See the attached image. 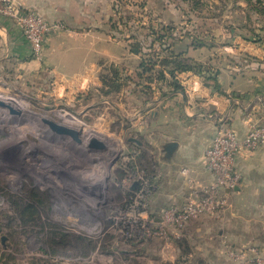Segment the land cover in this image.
I'll list each match as a JSON object with an SVG mask.
<instances>
[{
  "label": "rangeland",
  "instance_id": "1",
  "mask_svg": "<svg viewBox=\"0 0 264 264\" xmlns=\"http://www.w3.org/2000/svg\"><path fill=\"white\" fill-rule=\"evenodd\" d=\"M114 4L117 34L130 45H140L144 55H164V46L155 39L166 35L162 41L168 47L173 34L181 39L176 50L191 45L192 37L212 46L190 51L205 79L226 73L228 63L249 73L251 66L257 71L264 67V0H114ZM239 42L256 46L260 53L232 55ZM49 85L0 79V99L16 101L21 110L12 115L0 106V264H208L193 244L179 245L182 238L177 236L168 248L164 247L168 239L121 237V227L110 220L126 201L118 191V93L105 97L94 85L67 103ZM88 104L96 109L91 120L106 124L105 133H112L103 137L107 147L102 151L57 136L41 122L49 119L94 135L82 115L74 113ZM126 163L125 185L132 169ZM35 191L49 196L48 207L39 210V221L25 224L20 211ZM50 225L86 240L67 243L56 235L54 243Z\"/></svg>",
  "mask_w": 264,
  "mask_h": 264
},
{
  "label": "crops",
  "instance_id": "2",
  "mask_svg": "<svg viewBox=\"0 0 264 264\" xmlns=\"http://www.w3.org/2000/svg\"><path fill=\"white\" fill-rule=\"evenodd\" d=\"M18 1L67 30L50 37L42 64L31 58V45L16 24L0 17V79L22 85L50 84L59 100L69 103L94 85L100 90L101 75L109 65L130 77L118 91V191L123 196L132 189L123 183L127 179L122 164L126 155L135 156L154 184V215L172 205H185L190 196L202 197L203 189L214 182L206 166V151L216 136L218 116L227 115L242 139L253 123L264 126V67L257 71L251 66L249 73L228 63L217 82L192 72L180 73L176 80L181 89L174 87L167 73L164 80H141L137 73L142 54L132 53L127 40L111 28L117 21L114 0ZM230 52L260 53L256 46L241 42ZM95 110L88 104L72 111L82 115L89 133H95L88 138L96 136L105 142L103 137L112 133H105L106 124L91 120ZM238 168L243 179L238 190L225 191L223 215L194 221L177 236L182 238L179 245L193 244L208 264H232L230 248L264 250V145L243 151ZM175 239L171 236L164 247Z\"/></svg>",
  "mask_w": 264,
  "mask_h": 264
},
{
  "label": "built area",
  "instance_id": "3",
  "mask_svg": "<svg viewBox=\"0 0 264 264\" xmlns=\"http://www.w3.org/2000/svg\"><path fill=\"white\" fill-rule=\"evenodd\" d=\"M0 17L14 22L31 45V58L44 64L46 49L52 35L65 32L61 23L45 20L35 9H28L18 0H0ZM216 136L206 151V166L214 176V182L203 189L202 197H192L185 205L164 208L160 215L151 212L154 184L141 168L128 171L129 187L133 189L132 202L110 220L121 227V237L126 241L143 238L169 239L179 236L190 223L203 218H219L226 209L225 191L234 190L242 182L238 157L243 151H255L264 145V126L253 123L242 139L230 125L227 115L217 117ZM135 160L125 156L124 162ZM232 264H264V250L230 248L227 251Z\"/></svg>",
  "mask_w": 264,
  "mask_h": 264
},
{
  "label": "trees",
  "instance_id": "4",
  "mask_svg": "<svg viewBox=\"0 0 264 264\" xmlns=\"http://www.w3.org/2000/svg\"><path fill=\"white\" fill-rule=\"evenodd\" d=\"M198 4V2H196ZM113 22V21H112ZM111 28L113 30L118 31L117 25L115 22L112 23ZM170 30L174 31L175 27H170ZM157 31H153L152 35L158 34ZM166 35H158V37L155 39L160 43L161 46H164L163 54L164 55H144L142 53V48L140 45H130L131 52L135 54H142V60L139 67V72L137 73V77L141 80L148 79L149 82H152L153 77L157 78L158 80H164L166 77V73L169 74V76L173 80V85L176 89H181V86L177 83L176 77L180 73L185 72H192L202 78H204L203 73L201 71L202 65L197 62V60L190 55V51H198L202 48H211L212 46L210 44H207L205 41H199L198 39L192 37L193 42L191 45H187L185 49L183 50H176L177 45L179 46V43L181 42L180 38H177L173 36V34L170 36L172 43H169L168 47H165L166 42L162 41ZM193 48L190 50L189 48ZM220 75H214L212 77L204 78L205 80H211L214 82H217V77ZM131 80L130 77L123 76L122 72L118 67H115L114 65H109L106 68H104V71L101 75V93L103 95H109L112 93H118L127 82ZM137 84H139L137 82ZM128 167L130 168H136L139 167L142 170H144L142 167H140L137 164V160L134 162H127ZM145 171V170H144ZM124 175L126 176V173L124 172ZM149 175V174H148ZM150 176V175H149ZM152 179V178H151ZM1 190V188H0ZM134 191L133 189H129L125 193L126 201L122 204L123 206L128 205L132 202V199L134 197ZM48 195H44L43 193L39 191L31 192L29 194V198L31 202L29 204H25L21 211L20 216L25 224L28 223H35L36 221L40 220L39 210H45L48 207ZM122 197V195H121ZM21 201V200H17ZM15 201V202H17ZM19 203V202H18ZM21 203V202H20ZM53 229L51 232V241L54 243H57L55 240V236H59V239L62 242H85V238L83 237H76L75 235H69L65 233L62 229H58L56 225H50ZM54 236V238L52 237ZM53 238V239H52Z\"/></svg>",
  "mask_w": 264,
  "mask_h": 264
},
{
  "label": "water",
  "instance_id": "5",
  "mask_svg": "<svg viewBox=\"0 0 264 264\" xmlns=\"http://www.w3.org/2000/svg\"><path fill=\"white\" fill-rule=\"evenodd\" d=\"M15 103L16 101L12 99H8V101H4L0 99V106L2 108H6L12 115L20 114L21 112L20 108L15 106ZM41 122H43L45 126L48 127L50 131L55 135L60 136L62 138H70L75 142V144L82 145L88 150L91 151L102 150L107 145L106 142L99 140L96 136L90 138L85 136L83 128L77 130L68 127L66 125L58 124L55 121L49 119H41ZM131 140L134 141V139ZM135 187H136V183L134 184L133 189ZM234 190H238V187L235 188Z\"/></svg>",
  "mask_w": 264,
  "mask_h": 264
}]
</instances>
